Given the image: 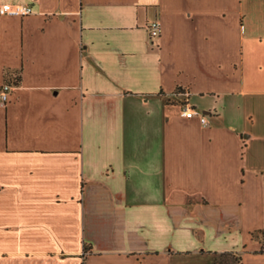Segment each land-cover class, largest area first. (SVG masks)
<instances>
[{"label": "crops", "instance_id": "1", "mask_svg": "<svg viewBox=\"0 0 264 264\" xmlns=\"http://www.w3.org/2000/svg\"><path fill=\"white\" fill-rule=\"evenodd\" d=\"M4 4L0 264H264V6Z\"/></svg>", "mask_w": 264, "mask_h": 264}, {"label": "built area", "instance_id": "2", "mask_svg": "<svg viewBox=\"0 0 264 264\" xmlns=\"http://www.w3.org/2000/svg\"><path fill=\"white\" fill-rule=\"evenodd\" d=\"M34 14L33 8L30 5L23 4H4L0 5V15L10 16V17H27ZM147 29L150 36V41L153 43L155 40L159 39L162 34V24L159 20H153L148 23ZM13 87L9 84H5L0 91V100L3 103L9 101L10 93ZM182 117L184 118H195L198 117L202 125L207 124V117L201 112L197 111L193 107L186 105L182 112Z\"/></svg>", "mask_w": 264, "mask_h": 264}, {"label": "rangeland", "instance_id": "3", "mask_svg": "<svg viewBox=\"0 0 264 264\" xmlns=\"http://www.w3.org/2000/svg\"><path fill=\"white\" fill-rule=\"evenodd\" d=\"M247 6L254 5L255 7H263L264 6V0H246ZM215 264H241L240 261L235 257H226V258H220L218 257L215 261Z\"/></svg>", "mask_w": 264, "mask_h": 264}, {"label": "trees", "instance_id": "4", "mask_svg": "<svg viewBox=\"0 0 264 264\" xmlns=\"http://www.w3.org/2000/svg\"><path fill=\"white\" fill-rule=\"evenodd\" d=\"M19 83H20V77L19 76L13 77V79L8 82V84L11 85V86L12 85L17 86ZM229 256L232 257L231 254L226 253V254L220 255V258L223 259V258H226V257H229Z\"/></svg>", "mask_w": 264, "mask_h": 264}]
</instances>
